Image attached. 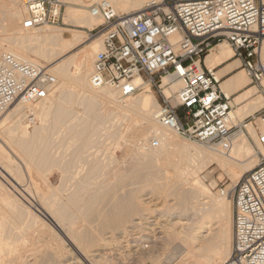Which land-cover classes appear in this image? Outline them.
I'll return each mask as SVG.
<instances>
[{
    "label": "bare ground",
    "instance_id": "1",
    "mask_svg": "<svg viewBox=\"0 0 264 264\" xmlns=\"http://www.w3.org/2000/svg\"><path fill=\"white\" fill-rule=\"evenodd\" d=\"M69 1L81 6L66 9V23L80 28L71 30V38L65 37L62 29L23 28L20 25L26 17L23 1L0 0V33L5 31L0 34V58L4 52L13 53L21 60L47 66L58 79L47 98L36 103H17L0 117L2 170L17 180L25 175L7 153L9 151L4 150V134L5 141L12 142L17 150L14 151L24 158V165L36 170L32 187L29 182L26 187L20 180L23 187L13 185V191L0 180V264H142L144 259L164 264L158 250L160 244L174 246L175 252H180V264H226L234 241L230 192L240 172L254 169L264 156L257 131L252 123L246 124L258 149L245 133L238 136L226 152L187 142L189 140L185 142L157 120L160 101L149 85L136 97H120L107 86L92 87L89 77L95 54L102 48L101 34L74 55L56 61L81 45L82 29L90 30L102 24L103 18L92 15L90 6L103 0ZM107 1L120 13L135 14L152 0ZM261 53L264 60V41ZM205 59L218 79L225 77L221 81L223 92L233 98L236 106L240 105L233 112L234 123L264 107V95L256 86H249L250 78L244 69L228 75L241 62L234 57L227 40L217 43ZM180 84L172 82L171 77H164L161 86L169 95L168 88L177 91ZM261 121L260 128L264 131V121ZM128 132L135 141H141L126 142L129 152L140 151L137 153L140 156L136 154V165L131 163L135 156L129 159L135 166L128 171L132 174L118 176L111 171V175L115 174L113 178L107 175L115 180L110 181L106 176L108 178L96 180L92 186L93 176L101 169L98 153L102 152L101 149L91 158L92 149L99 148L98 140L104 135L109 134L115 140L124 138ZM154 138L159 140V146H152ZM190 148L194 150L191 155ZM179 151L189 156L180 154V159L174 161L172 155ZM105 152L99 155L102 159ZM109 161L101 164H109ZM112 161L110 166L115 164ZM215 164L233 184L222 193H214L204 181L203 174ZM88 165L93 167L86 173ZM169 166L174 168L175 174H166ZM53 167L60 170L62 184L53 183L45 171ZM4 172L0 170V175ZM2 177L6 180L7 176ZM128 180L138 185L132 188L131 183L125 184ZM165 191L167 197H172L171 202L167 205L165 201L157 215L148 212L145 200Z\"/></svg>",
    "mask_w": 264,
    "mask_h": 264
},
{
    "label": "built area",
    "instance_id": "2",
    "mask_svg": "<svg viewBox=\"0 0 264 264\" xmlns=\"http://www.w3.org/2000/svg\"><path fill=\"white\" fill-rule=\"evenodd\" d=\"M25 29L59 25L67 1L22 0ZM103 23L102 48L95 54L89 77L94 88L111 87L120 97L145 90L161 94L157 120L171 132L208 147L228 151L254 123L264 147V107L234 123L236 104L222 90L221 79L203 63L210 50L227 40L234 57L264 94V0H152L135 14L120 13L109 1L90 6ZM164 77L180 87L167 95ZM47 66L19 59L10 52L0 58V117L17 103L47 98L57 83ZM159 140L153 139L152 146ZM234 241L226 264H264V156L257 167L243 173L232 193ZM151 264V263H147Z\"/></svg>",
    "mask_w": 264,
    "mask_h": 264
},
{
    "label": "rangeland",
    "instance_id": "3",
    "mask_svg": "<svg viewBox=\"0 0 264 264\" xmlns=\"http://www.w3.org/2000/svg\"><path fill=\"white\" fill-rule=\"evenodd\" d=\"M65 1H67V0H65ZM69 1V0H68ZM67 1V2H68ZM68 6H75V7H78V6H80V5H78V3L76 2H72V1H69L68 3H67V5H66V9H67V7ZM81 7V6H80ZM66 9H65V12H64V17H63V21L59 24V25H52V24H47V25H44V26H47V27H52V28H57L58 30L60 29H62L63 30V34H64V36L65 37H67V38H71V35H72V33H71V30L72 29H80L79 27H77V26H75L74 24H72V23H66V21L64 20L65 19V15H66ZM23 21V20H22ZM22 21H21V23H20V25L22 24ZM103 23V22H102ZM22 26V25H21ZM44 26H42V27H44ZM41 27V28H42ZM84 32L82 33V36L84 37V40L82 41V43L84 42V44H82L81 43V45L76 49V50H73V51H71V52H69V53H67L66 55H64L62 58L60 57L59 59H58V61H56V62H60L61 60H63V59H65L66 57L68 58V57H70V56H72L71 54H75L76 52H77V50L79 49H81V47L83 46H85V45H87L88 44V42H90V40H92L93 38H95L97 35H99V34H101V32H98V31H94L93 33H91V32H89V29H82ZM3 32H5V31H2L0 34L2 35V33ZM4 34V33H3ZM75 52V53H74ZM239 62V61H238ZM44 64H45V62H43ZM47 63V62H46ZM247 74V73H246ZM58 80V79H57ZM250 81V83H249V86H255V84L254 83H251V79H249ZM251 84V85H250ZM167 87H169V85L167 86ZM174 87V86H173ZM256 88H258V86H256ZM172 89V87H169L168 88V90H170V93H169V91H168V93L169 94H173L174 92H175V88H173V90H171ZM162 90L164 91V93H166L167 94V92H165L166 90H165V88L162 86ZM176 90H177V88H176ZM143 91H145V90H143ZM143 91H141V92H139L138 94H136V95H134L135 97L136 96H138L139 94H142V92ZM153 91H154V93H155V95H156V97L158 98V100L159 101H161V94L159 93V92H157V90L156 89H153ZM259 93H261V92H259ZM168 95V94H167ZM264 95V94H263ZM119 96V95H118ZM256 96V95H255ZM240 105H237L236 107H235V111L238 109V107H239ZM12 108H14V107H11V109ZM77 108V107H76ZM80 108H82L81 106H79L78 107V109H80ZM78 109H76V111H77V113L79 114V111H81L82 112V110L80 109L79 111H78ZM10 110V109H9ZM259 110V109H258ZM234 111V112H235ZM80 112V114H82ZM118 112V111H117ZM120 112V111H119ZM256 112V111H255ZM78 114H76V115H78ZM116 115H118L117 113H115ZM255 114V113H254ZM115 115V116H116ZM121 115V114H120ZM124 115V114H123ZM119 116V115H118ZM122 116V115H121ZM120 116V117H121ZM126 118V120L128 119V117H125ZM243 119V118H242ZM241 120V119H240ZM239 121V120H238ZM257 125H258V127H259V129L261 130V119H257ZM252 125L254 126V129L257 131V129H256V124H254V123H252ZM176 134V133H175ZM131 136V134H130V132H128L127 134H126V136L124 137V138H115V140H113L112 139V137L110 138V135L108 134V135H104V136H102V138L100 137V139H101V141H99L98 140V144H100V145H97L96 143H95V145H97L98 147V149H96V146H95V148L94 149H92V150H94V151H92L91 152V148L88 150V151H90L91 152V154L92 153H94L93 154V156L91 155V154H89L90 155V157L91 158H93L96 154L95 153H98L99 151H101V149H102V154L106 151V152H108V153H106L105 152V155H103V159H102V155H101V153H98V159H99V166L101 167V169L99 170V174H95V176L98 178L99 177V179H97V178H95V176H93V179L91 180L93 183H92V186H94L95 185V182H97V181H99L100 179H104L106 176H108L109 174H110V172L111 171H115V172H112V173H115L116 175H118V176H120V175H123V174H125V173H127L128 171L130 172V170L129 169H131V166H132V164L131 163H133V162H135V165H136V159H137V157L138 156H140V155H138L137 153H139L140 151L139 150H132V152L130 151L129 152V150H127V143L128 144H130V143H133V142H138V141H135L134 139H133V137H130ZM176 135H178V134H176ZM245 136H247V138H248V140H250V142L252 143V145L254 146V148H256V149H258V147H257V141H256V139H255V137H253L251 134H249L248 132H247V130L245 129ZM178 138H180V140H185V142L188 140V139H185V138H183V137H181L180 135H178ZM120 139V141L118 142V141H116V140H119ZM155 139V138H154ZM157 139V138H156ZM158 140V139H157ZM258 140V139H257ZM4 141H5V134H4ZM3 140H2V144H3V147H4V150L6 149V152L7 151H9V152H7L12 158H14L13 160L14 161H16V162H14V163H16V165H18L19 164V168L20 169H22V170H24L23 171V175H24V177H26V178H24L23 177V175H22V173H21V177H23L24 179H25V181H24V179L22 180L21 178H19V180H17L15 177V179H13V177L12 176H9V174H6L3 170H2V168L0 167V170L2 171V173L4 172L5 174L3 175L2 174V176H7L6 177V180H5V177L3 178L1 175H0V180L7 186L8 185V188L10 187V189H12L13 191H15L14 189H13V185H19V186H15V187H17V188H21V187H23V185L22 184H26L25 186L26 187H28L27 185V183L29 182V186L31 185V184H33L34 183V181H35V174H36V170L34 171V169H32V168H30V167H28L27 165H24L25 163H23L22 162V159L24 160V158L21 156V158H20V154L19 153H17V152H15V151H17V150H15L14 149V146H12V142H10V141H8V139L4 142ZM127 142V143H126ZM187 142H194V141H191V140H189V141H187ZM101 143H103V144H101ZM138 143H141V141L140 142H138ZM259 143V142H258ZM6 144V145H5ZM195 144H197V142H195ZM198 144H201V143H198ZM257 144V145H256ZM10 145H11V147H10ZM103 145V146H102ZM160 145V144H159ZM158 145V146H159ZM201 145H203V144H201ZM10 148H9V147ZM93 146V147H94ZM103 147V148H101V147ZM205 146V145H204ZM192 149H193V147H192ZM13 150V151H12ZM15 150V151H14ZM97 152H96V151ZM104 151V152H103ZM181 151H183V150H181ZM181 151H179V152H176V153H174L173 155H172V158H173V160L174 161H178L179 159H180V154H182L181 155V157L184 155V156H189L188 155V153L185 155L184 153H185V151H184V153H182ZM193 151L194 150H191V148H190V152H189V150H187L186 152H189V154L191 155V153H193ZM89 152V153H90ZM181 152V153H180ZM13 153V154H12ZM15 153V154H14ZM107 154V155H106ZM108 154H109V156H108ZM110 154L112 155V156H110ZM138 156H137V155ZM140 154V153H139ZM99 155H101V156H99ZM132 155V156H131ZM97 156V155H96ZM95 156V157H96ZM135 156V157H134ZM137 156V157H136ZM105 157H111V158H113V160H115V159H119V162L117 163V160L116 161H112V159L110 158V159H108V158H106L108 161H109V164L111 163V161H112V163L113 162H115V164H111V166L109 165V164H104V165H102L101 163L103 162V163H106L105 161H107L106 159H105ZM131 157L133 158V160L131 159ZM127 158V159H126ZM21 159V160H20ZM121 159V160H120ZM132 160V162L130 161V160ZM103 160V161H102ZM105 160V161H104ZM102 161V162H101ZM122 161V162H121ZM120 162H121V164H120ZM131 162V163H130ZM108 163V162H107ZM117 163V164H116ZM124 163V164H123ZM125 163H127L126 165H125ZM123 164V165H122ZM105 165H108L109 167H107V166H105ZM114 165H115V167H114ZM118 165V166H117ZM121 165V166H120ZM130 165V166H129ZM134 165V164H133ZM25 166V167H24ZM28 168H30V169H27V167ZM90 166H92L93 167V165H90ZM90 166L88 165V166H85L86 167V170H85V172L86 173H88V168H90ZM102 166L104 167L105 166V168H106V170H105V168L103 169L102 168ZM113 166V167H112ZM125 166V167H124ZM22 167V168H21ZM112 167V168H111ZM133 167V166H132ZM135 167V166H134ZM133 167V168H134ZM119 169V170H118ZM167 169V168H166ZM221 168L218 166L217 167V164H215V165H213L206 173H204L203 175L205 176L204 177V181H205V184H206V186H208V188L211 190V191H213L214 193H222V192H224V191H226V189H229V187L231 186V185H233L232 184V180L230 179V177L227 175V174H224V172H223V170L221 169ZM22 170H20L21 172H22ZM27 170H30L29 172L27 171ZM33 170V171H32ZM92 170V169H91ZM91 170L89 171V172H91ZM120 170H122V171H120ZM126 170V171H125ZM45 171L47 172V173H49L50 174V177H51V180L53 181V183H55V184H57V185H59V183H61L62 184V181H61V179H60V170L58 169V168H56V167H53V168H51V169H45ZM54 171V172H53ZM107 173H106V172ZM109 171V172H108ZM118 173H117V172ZM167 172H166V174L168 173V174H173L175 171H174V168L172 167V166H169L168 167V169L166 170ZM29 174H28V173ZM35 172V173H34ZM52 172V173H51ZM105 172V173H104ZM128 172V174H130ZM9 173H10V171H9ZM54 173V174H53ZM111 173V174H112ZM123 173V174H122ZM165 173V172H164ZM244 172L242 171V172H240V176H241V174H243ZM92 174V173H91ZM104 174H106V175H104ZM108 174V175H107ZM110 174V175H111ZM115 174H113V175H111V177L113 178V176L115 175ZM127 174V176H129ZM132 174V173H131ZM130 174V175H131ZM166 174H165V176H166ZM167 174V175H168ZM175 174V173H174ZM11 175V174H10ZM12 175H13V173H12ZM30 175V176H29ZM98 175V176H97ZM103 175H104V177H103ZM13 176H15V175H13ZM102 176V177H101ZM164 176V177H165ZM240 176L238 177V180H239V178H240ZM30 177H31V179H32V183H31V179H30ZM54 177V178H53ZM57 177H59V178H57ZM109 177V178H108ZM108 177H106V178H108L109 180L110 179H112L110 176H108ZM223 177V178H222ZM20 180L22 181V184L20 183ZM27 180V181H26ZM29 180V181H28ZM97 180V181H96ZM112 180H115V179H112ZM112 180H110V181H112ZM163 180V179H162ZM162 180H160V181H162ZM7 181H9V182H7ZM17 181H19V183L21 184H19ZM17 184H16V183ZM133 183H131V181H127V183H125V184H129L130 185V183H131V186H132V188H134L135 186H137L138 185V183L137 184H135V182L134 181H132ZM165 182V181H164ZM214 182V183H213ZM215 182H216V186H214L215 185ZM12 183V185L10 186V184ZM214 185H213V184ZM68 184V187H70V183L68 182L67 183ZM129 185L127 186V188L129 187ZM135 185V186H134ZM210 185V186H209ZM33 185H31L30 187H32ZM214 186V187H213ZM14 187V188H15ZM131 188V187H130ZM152 188V187H151ZM165 189V188H164ZM166 190H168V189H166ZM232 191H233V189H232ZM230 192V194H232L233 192ZM15 193V195H17V197H19L20 195L17 193V192H14ZM166 194H168L167 193V191H165L164 193H162V194H155L154 196H151L150 197V199H147V201L145 200V203H146V206L149 208L148 209V212H152V213H154V214H156L157 215V213L159 212L158 210H160L165 204H166V202H167V205L171 202V199H170V197L171 196H168L167 197V195ZM27 195V194H26ZM162 196V197H161ZM165 196H166V198H165ZM156 197V198H155ZM161 197V198H160ZM22 199L21 201L23 202L24 200H23V198H22V196H20L18 199ZM172 198V197H171ZM230 199H231V212H232V224H233V232H234V222H233V212H234V203H233V198H232V196L230 197ZM162 200V201H161ZM164 200V201H163ZM168 200V201H167ZM152 201V202H151ZM166 201V202H165ZM25 202V201H24ZM163 205V206H162ZM166 205V206H167ZM40 233H42V232H40ZM29 244H30V242H28ZM147 244V243H146ZM145 244V246H147ZM161 245V246H160ZM159 245V247L158 248H160V249H158V250H160V253H161V256H162V258H163V263L164 264H180V259H181V256H179V254H180V252L178 251H176L175 252V250H174V246L172 247V245H169V244H160ZM165 245V246H164ZM167 245H169V247L167 246ZM164 247V248H163ZM175 253V255L177 256H174V253ZM171 254H172V256H171ZM171 256V257H170ZM172 258V259H171ZM174 258V259H173ZM147 263H151V264H153V262L150 260V259H144V262L142 263V264H147Z\"/></svg>",
    "mask_w": 264,
    "mask_h": 264
},
{
    "label": "crops",
    "instance_id": "4",
    "mask_svg": "<svg viewBox=\"0 0 264 264\" xmlns=\"http://www.w3.org/2000/svg\"><path fill=\"white\" fill-rule=\"evenodd\" d=\"M240 62H241V61H240ZM203 65H204L206 68H208V66L206 65V59H205V61H204ZM240 69H243V68H242V66H241V63H240V65H239L238 67H235V68H234V70H233V71H231V73H229L228 75H232V74H234V73L238 72ZM214 70H217V68H216V69H214ZM222 79L224 80V79H225V77L221 78L220 82H221V81H223Z\"/></svg>",
    "mask_w": 264,
    "mask_h": 264
}]
</instances>
